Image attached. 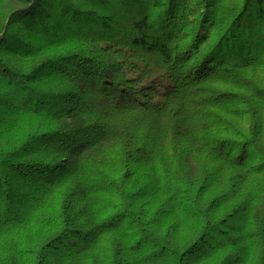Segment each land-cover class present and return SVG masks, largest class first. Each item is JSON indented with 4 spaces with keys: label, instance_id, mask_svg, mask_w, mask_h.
Listing matches in <instances>:
<instances>
[{
    "label": "trees",
    "instance_id": "obj_1",
    "mask_svg": "<svg viewBox=\"0 0 264 264\" xmlns=\"http://www.w3.org/2000/svg\"><path fill=\"white\" fill-rule=\"evenodd\" d=\"M0 264H264V0H0Z\"/></svg>",
    "mask_w": 264,
    "mask_h": 264
}]
</instances>
